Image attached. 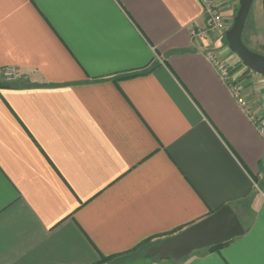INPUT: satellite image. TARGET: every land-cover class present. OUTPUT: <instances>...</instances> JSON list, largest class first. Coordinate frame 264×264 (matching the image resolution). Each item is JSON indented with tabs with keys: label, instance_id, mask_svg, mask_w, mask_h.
Segmentation results:
<instances>
[{
	"label": "crops",
	"instance_id": "1",
	"mask_svg": "<svg viewBox=\"0 0 264 264\" xmlns=\"http://www.w3.org/2000/svg\"><path fill=\"white\" fill-rule=\"evenodd\" d=\"M217 1L221 33L198 0H0V264H129L225 206L240 237L137 264H264V141L204 52L260 119L264 77L225 46L240 0Z\"/></svg>",
	"mask_w": 264,
	"mask_h": 264
},
{
	"label": "water",
	"instance_id": "2",
	"mask_svg": "<svg viewBox=\"0 0 264 264\" xmlns=\"http://www.w3.org/2000/svg\"><path fill=\"white\" fill-rule=\"evenodd\" d=\"M254 0H240L231 28L225 33L229 50L250 71L264 77V57L249 50L242 40L244 27ZM244 228L229 206L168 237L151 248L146 257L182 260L196 251L228 243L244 234Z\"/></svg>",
	"mask_w": 264,
	"mask_h": 264
},
{
	"label": "built area",
	"instance_id": "3",
	"mask_svg": "<svg viewBox=\"0 0 264 264\" xmlns=\"http://www.w3.org/2000/svg\"><path fill=\"white\" fill-rule=\"evenodd\" d=\"M202 6L203 14L208 19L209 30L211 33H221L224 30L223 18L221 16V6L217 0H198ZM192 36L203 38L204 32H192ZM205 59L211 64L217 72L220 80L225 84L233 99L244 112L249 122L255 127L264 141V119H260L252 110L251 106L243 96L238 84L232 78L229 66L220 56L211 51L204 52ZM7 81H14L18 76L14 69H6L3 73Z\"/></svg>",
	"mask_w": 264,
	"mask_h": 264
},
{
	"label": "rangeland",
	"instance_id": "4",
	"mask_svg": "<svg viewBox=\"0 0 264 264\" xmlns=\"http://www.w3.org/2000/svg\"><path fill=\"white\" fill-rule=\"evenodd\" d=\"M253 6H254V3H253V5H252V8H253ZM242 40H243V38H242ZM225 46H226V40H225ZM227 48H228V46H226ZM228 50H229V48H228ZM229 52H231L230 50H229ZM159 243H157V244H154V245H149L148 247H145L144 249H141V250H139L137 253H135L134 255H133V260H128V263L130 264V263H134V264H137V263H144V262H146V261H148V259H150V260H152V261H157V262H171V263H175V262H179V261H181V260H178V261H175V260H172V259H159V257H153V258H148V257H146V255H147V253H148V251L151 249V248H153V247H155L156 245H158ZM191 255V254H190ZM189 255V256H190ZM188 257V256H187ZM186 257V258H187ZM183 259H185V258H183ZM182 259V260H183Z\"/></svg>",
	"mask_w": 264,
	"mask_h": 264
},
{
	"label": "trees",
	"instance_id": "5",
	"mask_svg": "<svg viewBox=\"0 0 264 264\" xmlns=\"http://www.w3.org/2000/svg\"><path fill=\"white\" fill-rule=\"evenodd\" d=\"M183 229H184V228H179V229H177V230H174V231L170 232L169 234H165L164 236H162V238L166 239V238H168V237H172V236L178 234V233H179L180 231H182ZM225 244H227V243H225ZM225 244H223V245H218V246H214V247H211V248H208V251H214V250H217V249L221 248L222 246H224Z\"/></svg>",
	"mask_w": 264,
	"mask_h": 264
}]
</instances>
